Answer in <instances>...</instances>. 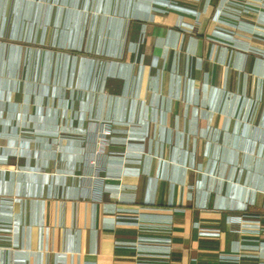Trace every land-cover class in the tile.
<instances>
[{
  "label": "crops",
  "instance_id": "0c3cea01",
  "mask_svg": "<svg viewBox=\"0 0 264 264\" xmlns=\"http://www.w3.org/2000/svg\"><path fill=\"white\" fill-rule=\"evenodd\" d=\"M0 264H264V0H0Z\"/></svg>",
  "mask_w": 264,
  "mask_h": 264
},
{
  "label": "built area",
  "instance_id": "2783aa9c",
  "mask_svg": "<svg viewBox=\"0 0 264 264\" xmlns=\"http://www.w3.org/2000/svg\"><path fill=\"white\" fill-rule=\"evenodd\" d=\"M263 1V0H262ZM119 209H117L118 211ZM117 213V212H116ZM117 217V216H116ZM139 218V217H138ZM138 218H136L137 220H139ZM235 222L236 223H247L245 221H242V219L240 217H235ZM170 239L169 238H165L164 242H169ZM169 251V247L166 246L165 249H163V252H168ZM167 254V253H166ZM164 254V255H166ZM221 261H231V260H236L238 259V255L237 256H232V255H220Z\"/></svg>",
  "mask_w": 264,
  "mask_h": 264
}]
</instances>
